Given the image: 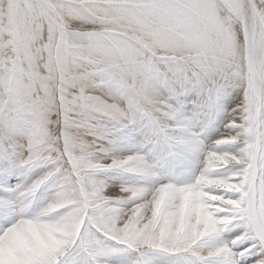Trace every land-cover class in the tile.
<instances>
[{"label": "snow or ice", "instance_id": "6c2138e0", "mask_svg": "<svg viewBox=\"0 0 264 264\" xmlns=\"http://www.w3.org/2000/svg\"><path fill=\"white\" fill-rule=\"evenodd\" d=\"M0 264H264V0H0Z\"/></svg>", "mask_w": 264, "mask_h": 264}]
</instances>
